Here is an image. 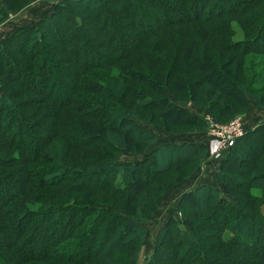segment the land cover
Segmentation results:
<instances>
[{
	"label": "trees",
	"instance_id": "trees-1",
	"mask_svg": "<svg viewBox=\"0 0 264 264\" xmlns=\"http://www.w3.org/2000/svg\"><path fill=\"white\" fill-rule=\"evenodd\" d=\"M32 1L0 0V25ZM250 53L264 55V0H63L1 41L0 264H139L166 189L208 152L194 142L151 151L148 126L203 128L181 107L189 101L217 117L251 98L260 106L264 60L248 67ZM257 133L239 184L227 165L246 162L239 142ZM124 152L145 157L119 163ZM174 211L146 264H264V123L225 153L215 183L185 191ZM164 247L175 256L161 257Z\"/></svg>",
	"mask_w": 264,
	"mask_h": 264
},
{
	"label": "rangeland",
	"instance_id": "rangeland-1",
	"mask_svg": "<svg viewBox=\"0 0 264 264\" xmlns=\"http://www.w3.org/2000/svg\"><path fill=\"white\" fill-rule=\"evenodd\" d=\"M34 1V0H33ZM31 2L26 8H24L22 11L20 12H15V13H11L10 17L6 20L10 22V24H14L17 23L19 24V21H23L24 17L23 16H29L30 11H33L32 8L35 7L34 2ZM63 0L58 1V3H61ZM34 3V4H33ZM55 8V7H54ZM53 11V10H52ZM156 20L158 21V17L156 18ZM4 21V22H6ZM3 22V23H4ZM2 23V24H3ZM16 31V30H15ZM14 31V32H15ZM246 63L248 67H254V63L257 64L259 61L264 60V55L263 54H256V53H250L246 55ZM218 67V66H216ZM219 68V67H218ZM226 71V70H225ZM264 71V67L260 68L258 67L257 69V73L258 72H263ZM252 72H254V69L252 70ZM255 72V73H256ZM254 76V75H253ZM219 86L220 89L223 90V92H226L227 89H231L232 85L225 79H222L221 81H219ZM61 88L66 89V84L61 86ZM264 94V92L258 94L259 96H262ZM1 95V94H0ZM251 106H249L247 109L245 110H241V113H238L237 115L233 116V117H228V116H224V117H217V115H219V110L217 108H213L211 106L208 105L207 108H203L200 110L194 106V104L189 101L185 104H180L182 108L186 109L188 106L195 108L197 110V112L203 117V119L207 122V125L204 126L203 128H198V127H193V126H170L169 127V131H166L164 129H162L159 126H148L150 130H152L156 135H157V141L151 143L150 145H148L149 150H154V147H156L157 145H159L160 143H166V142H181L185 139H198L200 138L202 141H208V152L205 154V157H203L202 160H200V162L198 161L197 163L195 162V164H193L192 166H195L196 170L187 178L183 179L180 182H177L175 184L172 183V185L166 189L164 195L162 196V199L160 201V204L158 206V209L156 210L155 214L153 215V217L149 220V222L146 224L147 226V232L144 238V241L142 243V249H141V253H140V259H139V264H146V259L147 258H151L152 254L154 252V250L158 247V243H159V237L161 234V230L162 228L165 226V224L167 223V221L169 220V218L172 215H176L177 217H180V214H177L174 209L175 207H177L180 204V199H181V191L183 190V187H185L187 185L188 182H190L191 180H194V178L198 177L200 174H206V173H210L212 170L210 169V167H208V163L210 164V162H214V163H218L219 169L221 168V160L223 158V156L225 155V153L221 154V156L219 155H215L213 154L210 149H209V144H210V127L208 125V121H212L214 123H219V124H229L230 122H232L235 119H239L240 122L242 123V127L245 130L246 134L249 130H254L255 128H257V126H259L261 123H264V102H261L262 104L260 106H258L253 98H251ZM199 110V111H198ZM212 110V111H211ZM157 122H160V124L166 123L168 124V122L166 120H158ZM130 131L131 135H135L136 137V141H138L139 139H143L142 136L140 135L137 131L136 132H132V130L127 126L124 127L123 131ZM112 134H114L113 132H110ZM263 133H257L256 135H252L249 136V138H245L242 141L239 142V147L241 150H243L244 154L246 155V162H243L242 165H239L240 163L238 162H232L230 163V165L228 164V169H229V175L233 176L235 182H238L239 184H244L246 177L248 175V171L245 168L246 164L250 165V163L252 162L251 156L256 154V150L254 149V147H258L260 145V138L262 137ZM115 137V139H117L118 141L124 142L126 145L135 148H139L141 146H144L142 143L141 144H137V142L135 141L130 142V141H126L125 137L123 136H113ZM121 138V140H120ZM253 148V149H252ZM179 154V151L176 153ZM0 156H4V154L2 152H0ZM143 157H145V155L143 154H139L137 153V155H127L125 152L122 155V157L120 158V162L119 163H132L133 161H136L138 159H142ZM165 157V156H164ZM226 166V167H227ZM36 169L42 167L41 164L35 165L34 166ZM165 180V178H162V182ZM169 182V181H167ZM168 187V186H167ZM39 204V203H38ZM36 205V203L34 204ZM201 235V232L199 233ZM232 237V234L230 233V231H225V238L229 239ZM261 242L264 243V239L261 238ZM162 252L161 257H169L171 254V257L173 258L175 255L173 254L174 251H172V248H163L160 250ZM160 254V252H159ZM155 261H157L159 264H176L175 262H173L170 259L167 258H155Z\"/></svg>",
	"mask_w": 264,
	"mask_h": 264
},
{
	"label": "crops",
	"instance_id": "crops-1",
	"mask_svg": "<svg viewBox=\"0 0 264 264\" xmlns=\"http://www.w3.org/2000/svg\"><path fill=\"white\" fill-rule=\"evenodd\" d=\"M60 0H34L33 2L36 3L35 7L32 8L33 11H30L29 16H23V21H19L20 23H12L10 24L9 20L4 22L0 25V42L3 41L6 37L10 36L16 29L21 27H26L33 25L43 19L46 15L50 14L52 10L54 9L55 5ZM33 3V4H34ZM187 110L197 113V110L192 107H187ZM181 142H194L199 143L208 146V141H202L200 138L198 139H185ZM166 143H175V142H166ZM165 144V143H160ZM208 167L212 170L210 173L200 174L198 177L194 178V180H191L187 183L185 187H183V190L181 191V194L185 191L195 189L203 184L207 183H215V174L217 170L219 169L218 163L210 162L208 163Z\"/></svg>",
	"mask_w": 264,
	"mask_h": 264
},
{
	"label": "built area",
	"instance_id": "built-area-1",
	"mask_svg": "<svg viewBox=\"0 0 264 264\" xmlns=\"http://www.w3.org/2000/svg\"><path fill=\"white\" fill-rule=\"evenodd\" d=\"M210 127V144L209 149L215 155L227 152L237 141L244 135L245 130L239 119H235L229 124H219L208 121Z\"/></svg>",
	"mask_w": 264,
	"mask_h": 264
}]
</instances>
